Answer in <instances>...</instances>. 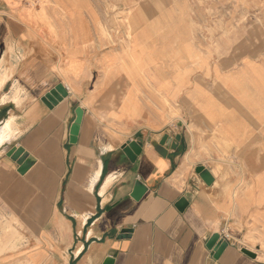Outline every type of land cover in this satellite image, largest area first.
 <instances>
[{"label": "crops", "instance_id": "0c3cea01", "mask_svg": "<svg viewBox=\"0 0 264 264\" xmlns=\"http://www.w3.org/2000/svg\"><path fill=\"white\" fill-rule=\"evenodd\" d=\"M77 5H63L55 35L40 26L30 37L0 0V202L35 236L8 262L264 264L227 232L235 193L230 203L219 194L257 186L254 202L264 203V57H215L211 24L181 12L148 18L115 42ZM58 84L66 95L48 108L41 98ZM163 136L164 155L151 145ZM132 140L141 145L134 162L121 149ZM18 146L35 159L23 174L3 160ZM247 172L260 173L244 184ZM214 233L227 241L217 259L206 247Z\"/></svg>", "mask_w": 264, "mask_h": 264}, {"label": "rangeland", "instance_id": "374dc122", "mask_svg": "<svg viewBox=\"0 0 264 264\" xmlns=\"http://www.w3.org/2000/svg\"><path fill=\"white\" fill-rule=\"evenodd\" d=\"M11 10V15L22 21L28 29L30 37L37 36L40 26H47L49 33L55 35L53 26L58 19H67L62 11L63 5L79 4L86 15L95 20L99 35L107 38L109 29L116 40L124 42V30L128 38L135 26L142 24L148 18H156L160 14L182 13L197 21L209 22L207 28L208 44L215 57L225 55L237 57L239 62L243 56H252L260 59L264 57V0H1ZM170 8V10H165ZM176 9H181L176 10ZM112 27L108 28L107 25ZM111 41V38H110ZM129 49V48H128ZM264 146V143L261 144ZM2 147L0 152H3ZM3 160L11 164L9 157ZM264 162V160L262 161ZM215 174L222 172L221 166L216 165ZM260 172H247L244 184L257 178ZM248 188H251L248 190ZM247 190L252 198L246 197ZM235 193L236 202H231V195ZM219 194L230 203L227 218V232L239 245L249 247L256 251L264 260V203L254 202L259 194L257 186L243 185L240 187L226 186L220 189ZM243 208H240V204ZM0 202V220L9 219L10 208ZM15 225V223H14ZM17 229L23 236L22 243L15 251L0 255L8 258L1 264H13L14 259L23 257L31 250L34 235L23 226L19 219ZM59 242V241H58ZM14 252V253H11ZM15 264V263H14Z\"/></svg>", "mask_w": 264, "mask_h": 264}, {"label": "water", "instance_id": "95a60500", "mask_svg": "<svg viewBox=\"0 0 264 264\" xmlns=\"http://www.w3.org/2000/svg\"><path fill=\"white\" fill-rule=\"evenodd\" d=\"M66 95V92L61 84L56 85L52 90L49 91V94L45 97L41 98V101L48 107L52 108L53 103H51L52 98L54 99V102L62 100V98ZM52 97V98H51ZM75 120L72 123L70 127V136L71 137H76L78 133V128L79 124L81 121L82 117V109L80 107H77L75 109ZM177 137L176 139H178ZM167 136H163L161 140L156 143V142H151V145L157 149L162 155L165 154V150L162 148L164 145L167 143ZM121 149L123 153L127 156V158L131 161L134 162L136 156L140 153L141 151V145L135 141H128L124 143L121 146ZM6 155L16 162L18 165L17 172L20 174H23L35 161L34 157L30 155L27 151L23 149V147L18 146V147H12L10 148L7 152ZM195 172L199 174L201 179L204 181L206 185H211L213 181V177L211 173L209 172L208 169H206L204 166H197L195 168ZM185 204V200L182 199L176 204V206L179 209H182L183 205ZM125 232H129L128 230H125ZM227 241L220 238L218 233H214L211 235V237L207 240L206 242V247L213 251V258L217 259L219 253L226 247ZM244 254H246L249 257H255V253L246 249L242 248L241 250ZM113 259L110 257H107L103 264H112Z\"/></svg>", "mask_w": 264, "mask_h": 264}, {"label": "bare ground", "instance_id": "6f19581e", "mask_svg": "<svg viewBox=\"0 0 264 264\" xmlns=\"http://www.w3.org/2000/svg\"><path fill=\"white\" fill-rule=\"evenodd\" d=\"M0 68H1V64H0ZM110 148L112 147L110 146ZM99 173L100 172L98 171L97 176ZM82 220L84 221L85 218L82 217ZM18 222H19V218L13 213H10L9 219L6 220L4 219V221L0 220V255H3L6 252L15 251L22 243L23 236L17 229Z\"/></svg>", "mask_w": 264, "mask_h": 264}]
</instances>
